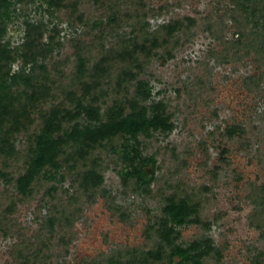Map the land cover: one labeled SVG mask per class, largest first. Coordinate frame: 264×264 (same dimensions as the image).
I'll return each instance as SVG.
<instances>
[{
    "label": "rangeland",
    "instance_id": "obj_1",
    "mask_svg": "<svg viewBox=\"0 0 264 264\" xmlns=\"http://www.w3.org/2000/svg\"><path fill=\"white\" fill-rule=\"evenodd\" d=\"M7 2L0 264H264V0Z\"/></svg>",
    "mask_w": 264,
    "mask_h": 264
},
{
    "label": "trees",
    "instance_id": "obj_2",
    "mask_svg": "<svg viewBox=\"0 0 264 264\" xmlns=\"http://www.w3.org/2000/svg\"><path fill=\"white\" fill-rule=\"evenodd\" d=\"M8 2L7 0H0V8H4L7 10ZM152 44V43H151ZM153 44H156L154 42ZM140 50H146L145 45H140ZM8 51L4 52L1 50L0 55L5 56ZM10 56L7 54L6 58ZM3 84L0 85V90H2ZM138 105L136 102H131L132 108ZM170 125L168 124V118L164 117L160 114H153L152 116H146L144 110L134 111L126 116L125 119L116 123V132L113 135L117 134H124L129 135L130 137L135 138L139 133H143L148 135L150 129H157V128H168ZM154 158L148 156L146 158L141 159V163L139 167H130L127 166L124 169V174L126 176H134L136 178V183L139 185H146L148 184L153 177L154 172ZM149 167L151 169L150 173L146 171V168ZM125 176V177H126ZM103 181V176L100 171L94 167H88L85 169L81 174V185L85 187H96L100 185ZM168 211L174 220V223H180L182 217L185 215L184 213V206L178 205L176 203H171L168 207ZM151 255L153 253H150ZM156 256L160 257V251H156ZM171 255H178L181 260H190L191 257L184 251L181 247H174L172 248ZM192 262L194 264H200L197 258H192Z\"/></svg>",
    "mask_w": 264,
    "mask_h": 264
}]
</instances>
